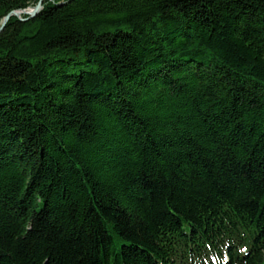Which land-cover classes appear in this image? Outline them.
Returning a JSON list of instances; mask_svg holds the SVG:
<instances>
[{"label": "trees", "instance_id": "1", "mask_svg": "<svg viewBox=\"0 0 264 264\" xmlns=\"http://www.w3.org/2000/svg\"><path fill=\"white\" fill-rule=\"evenodd\" d=\"M28 17L0 33V264H264V0Z\"/></svg>", "mask_w": 264, "mask_h": 264}, {"label": "water", "instance_id": "2", "mask_svg": "<svg viewBox=\"0 0 264 264\" xmlns=\"http://www.w3.org/2000/svg\"><path fill=\"white\" fill-rule=\"evenodd\" d=\"M43 1L44 0H40L37 5L31 6L29 9L16 10V11H12L11 13H9L2 21V24L0 26V33L3 31V29L5 28L8 20L13 15L21 17L22 14H27L29 16L28 18L35 17L41 11V9L43 8Z\"/></svg>", "mask_w": 264, "mask_h": 264}]
</instances>
